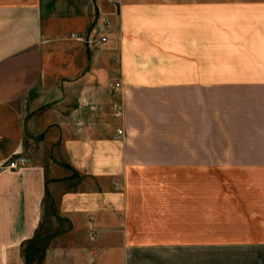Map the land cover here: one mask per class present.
Wrapping results in <instances>:
<instances>
[{"label":"crops","instance_id":"crops-1","mask_svg":"<svg viewBox=\"0 0 264 264\" xmlns=\"http://www.w3.org/2000/svg\"><path fill=\"white\" fill-rule=\"evenodd\" d=\"M45 238L32 264H264V0H0V264Z\"/></svg>","mask_w":264,"mask_h":264},{"label":"built area","instance_id":"built-area-1","mask_svg":"<svg viewBox=\"0 0 264 264\" xmlns=\"http://www.w3.org/2000/svg\"><path fill=\"white\" fill-rule=\"evenodd\" d=\"M105 21H106V23L108 22L107 19ZM99 40L101 42H106L107 41V36L103 35V36L100 37ZM119 87H120V82H117L116 85H115V91L116 92L118 91ZM116 109L119 110L120 108L116 107ZM123 134H124L123 129H118L117 136L121 137ZM30 160H31L30 157L27 156V155H23V154L16 155V156L12 157V159H10V161L8 163V168L11 169V170L22 169L23 167H25L30 162ZM93 230H94V233L92 234V236L95 235V230H96L95 226H93Z\"/></svg>","mask_w":264,"mask_h":264},{"label":"rangeland","instance_id":"rangeland-1","mask_svg":"<svg viewBox=\"0 0 264 264\" xmlns=\"http://www.w3.org/2000/svg\"><path fill=\"white\" fill-rule=\"evenodd\" d=\"M50 239L49 238H45V239H41L37 242V244H33L30 246H27L26 250V254H27V258H28V262L29 264H32L34 261H39L41 260V254L42 252L40 251V248H43L44 246H46L47 244H49ZM35 245V246H34ZM32 250V252L30 253L29 250Z\"/></svg>","mask_w":264,"mask_h":264}]
</instances>
